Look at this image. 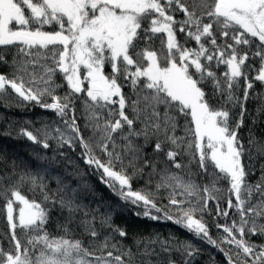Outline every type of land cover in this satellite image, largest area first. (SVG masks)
<instances>
[{
    "label": "snow or ice",
    "instance_id": "snow-or-ice-1",
    "mask_svg": "<svg viewBox=\"0 0 264 264\" xmlns=\"http://www.w3.org/2000/svg\"><path fill=\"white\" fill-rule=\"evenodd\" d=\"M177 12L183 13L182 19L176 18ZM13 49L9 62L6 54ZM257 58L253 79L264 84V0H191V4L188 0H0V64L10 68V75L0 74V101L21 106L34 102L62 122V126L45 123L37 134L22 129L20 135L46 150L50 141L58 149L67 145L73 151L78 144L84 164L102 171L101 183L125 204L142 209L137 216L171 221L218 249L226 264H264V245L245 238L264 236V163L255 182L247 179L255 175L254 161L264 157V145L257 146L253 155L258 138L249 129L246 148L239 135L253 88L248 70L254 66L247 62ZM58 76L63 83H57ZM241 81L242 99L237 95ZM64 84L67 90L61 96L58 90ZM125 87L131 88L135 99L123 91ZM83 96L87 97L84 128L92 133L87 139L75 116ZM129 106L131 118L126 112ZM235 108L240 109L238 119L231 116ZM259 113H264V104ZM181 118L183 135H177ZM149 145L151 157L144 152ZM245 152L247 168L242 163ZM161 154L164 167L158 168ZM182 154L189 157L186 163L177 159ZM36 158L45 157L36 154ZM11 167V173L0 175V198L5 201L0 211L6 212L12 245L7 251L0 245V264H137L136 254L117 239L127 232L113 225L111 209L99 216L98 231L97 215L79 202L77 188L57 176V187L51 190L45 183L46 168L21 171L17 181L5 184L20 165L13 161ZM171 168L188 171L182 175ZM145 169H151L149 182L159 175L157 191L168 190L166 205L157 202L155 192L133 190L132 180L143 176ZM196 176L207 178L210 186L201 187ZM220 181L227 182V207L236 210L239 221L218 223L226 235L213 239L203 215L210 211L209 201L216 200L213 193L220 190ZM25 183L39 201L22 194L18 185ZM53 210L64 215V223L58 224L64 236H53L47 229ZM216 212L229 217L218 201ZM77 213L82 215L78 218ZM77 219L94 241L103 234L99 249L90 251L80 240L67 237ZM17 229L27 237V246ZM140 243L136 242L137 250L147 257L140 264H194L201 251L190 241L174 238H150L143 249ZM109 247L121 254L105 255Z\"/></svg>",
    "mask_w": 264,
    "mask_h": 264
},
{
    "label": "trees",
    "instance_id": "trees-1",
    "mask_svg": "<svg viewBox=\"0 0 264 264\" xmlns=\"http://www.w3.org/2000/svg\"><path fill=\"white\" fill-rule=\"evenodd\" d=\"M188 3L191 4V0H188ZM176 18L182 19L183 13L177 12ZM217 35L219 34L217 33ZM178 37L183 40V34H178ZM256 43H258V41ZM156 46L159 48L158 40L156 41ZM14 52L15 50L13 49L6 54V59L9 62H11ZM247 63L254 66L253 69L248 70L249 78L253 79L256 75L255 69L259 68V59L257 58L256 60H251ZM216 70L218 73L221 72L223 70V66ZM105 72H110V66H106ZM0 74L10 75V68L8 65L0 64ZM57 83H63L62 78L59 76L57 77ZM243 86V81H241V89L237 93L241 99L243 97ZM66 90L67 86L64 84V87L58 90V94L63 96ZM123 91L131 97L132 90L130 87L123 88ZM249 91L251 96L246 104L247 114L244 118V127L241 128L239 135L241 141L247 148L249 146V129L252 130V132L258 138V145L252 146V152L253 155H255L257 146L264 145V113L258 114L259 107L261 104H264V84L259 81H254L253 79V88ZM8 92L13 98L18 99L15 97V93H12L11 89H8ZM131 98L135 99V97ZM46 99L48 102H51L50 97ZM86 99L87 97L83 96L82 99L77 101L75 116L79 126L83 131L84 137L87 139L92 133L90 129L84 128L85 114L83 100ZM126 112L131 118V106L126 109ZM239 112V108L233 109L231 113L232 118L238 119ZM254 117H258L255 124H253ZM188 119L190 120V117H188ZM53 122L60 123L62 126V122L54 112L42 109L39 106H36L34 102L32 104L24 103L21 106L16 103L6 104L4 101H0V175L11 173V165L13 161H16V163L20 165V167H18L16 170V175L12 176L11 180H5V184H11L17 181L21 171H38L42 168L48 169L49 178L45 181L48 187L55 191L57 187L55 177L59 176L70 187L77 188L79 192V202L87 205L90 210L97 215L98 220L96 226L98 231L100 230L98 222L99 216L103 215L109 209L113 211V225L123 228L127 232V236L125 238L117 237V239L123 240L124 249L131 248L132 252L136 254L135 259L137 264H140L141 261L146 260L147 257L139 254L136 247V242L140 241V249H143L145 244H148L150 238L156 237H160L161 239L174 238V242L190 241L195 247L201 250L196 257L194 264H226V259L223 253L218 251V249L202 240L197 239L193 234L173 224L171 221H151L137 216L136 212L142 211V209H136L131 204H125L123 201H121L116 193H114L105 184L101 183L102 171L97 172L95 168H91L84 164L83 158L81 156V152L83 150L78 144L75 151H73L72 149H69L67 145H65L63 149H58L56 142L50 141L51 147L46 150L40 145L33 144L31 141H28L26 137L20 135L22 129H26L32 131L34 134H37V130L40 129L45 123L53 125ZM183 123V118H181V128L177 130V135H183ZM140 126L141 125L137 123L136 127L139 128ZM117 142L119 143V141ZM139 142L143 143V139H141ZM60 152H64L66 155L61 156L59 155ZM144 152L149 157H151L153 155L151 145L145 147ZM54 153L56 154L55 158H53ZM36 154H40L45 158L37 159ZM96 154L102 155L98 150H96ZM159 159L161 160V163L158 165V168H163V154L159 156ZM177 159L182 163H186L189 157L182 154ZM69 161H71V163H69ZM125 163H127V161H125ZM242 163L246 166V168L249 167L247 152H245L244 156L242 157ZM254 163L256 165L255 175L250 174L247 177L250 182H255L260 176L259 169L261 163H264V157L256 159ZM191 170L193 172L198 171L196 165H192ZM128 171L129 174H131L132 170L128 169ZM150 171L151 169H145V174L143 176H137L132 180L133 190L155 192L157 202L162 205H166L168 203V190L161 188L157 191L156 184L159 182L160 177L159 175H154L151 177V182H149L150 178L147 173ZM171 171L178 172L183 175L188 171V169L178 170L171 168ZM194 179L201 185V187H203L205 184H209L210 186V181L207 178L201 179L199 176H196ZM18 186L22 194L27 198H35L38 201L41 199L39 195H35L30 190L29 184L25 183ZM217 187L220 190L213 193V195L216 197V200L209 201L210 211L205 212L203 215L204 222L208 226L209 233L213 239H219L221 235H226L222 232V229L217 228L216 225L218 223L221 225L225 223L231 224L233 219L239 221V216L236 214V210L234 208L228 209L227 207V202L230 198L229 192L227 191V182L220 181L218 182ZM231 199L234 203L235 197L232 196ZM217 201L219 202L221 209L229 211V217L225 218L223 216H217ZM253 202H255V199ZM4 203L5 201L0 198V209H3ZM81 215L82 213H77L78 218ZM197 218H199V214H197ZM61 223H64V215H62L59 210H53L51 213L50 222L47 225L48 231L53 236H64L65 233L58 228V224ZM78 225L79 219L70 225L71 230L66 234L67 237L73 240H80L82 246L88 248L90 251L99 249L100 244L103 241V234H101V236H99L94 241L93 238ZM103 231L107 232L108 229L105 228ZM17 234L20 237L21 243L27 246V237H25L19 229H17ZM245 238L249 239L251 243H254L258 246L264 245V236H252L250 238L246 236ZM0 245L4 247L5 251L12 247L10 243V233L7 226L6 212L4 211H0ZM39 247L40 246H38V248ZM149 247H152V245H149ZM224 247L228 248L230 246L224 245ZM29 248L31 251L30 246ZM157 250L159 249L157 248ZM107 251H113L114 255L121 254L120 252L114 251L111 247L105 251V255ZM257 251H259V248H257ZM38 254V251L35 252L33 257ZM100 254L101 253L97 250L96 255ZM173 257L178 261L181 259L179 253H173ZM125 259H127V257H125ZM153 259L155 258L153 257ZM164 259L165 261L167 260L166 255H164ZM249 264H251L250 261Z\"/></svg>",
    "mask_w": 264,
    "mask_h": 264
},
{
    "label": "rangeland",
    "instance_id": "rangeland-1",
    "mask_svg": "<svg viewBox=\"0 0 264 264\" xmlns=\"http://www.w3.org/2000/svg\"><path fill=\"white\" fill-rule=\"evenodd\" d=\"M16 207H18V206H16Z\"/></svg>",
    "mask_w": 264,
    "mask_h": 264
}]
</instances>
